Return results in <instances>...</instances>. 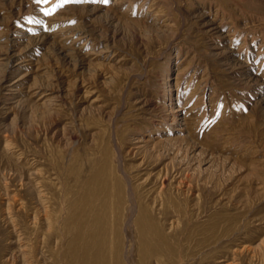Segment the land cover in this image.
I'll return each mask as SVG.
<instances>
[{
    "label": "rangeland",
    "instance_id": "rangeland-1",
    "mask_svg": "<svg viewBox=\"0 0 264 264\" xmlns=\"http://www.w3.org/2000/svg\"><path fill=\"white\" fill-rule=\"evenodd\" d=\"M106 163L117 264H264V0H0V264H80Z\"/></svg>",
    "mask_w": 264,
    "mask_h": 264
},
{
    "label": "bare ground",
    "instance_id": "bare-ground-1",
    "mask_svg": "<svg viewBox=\"0 0 264 264\" xmlns=\"http://www.w3.org/2000/svg\"><path fill=\"white\" fill-rule=\"evenodd\" d=\"M12 48V44L8 42L6 44L7 59L5 63L7 69L11 67V62L14 56L11 51ZM166 96L168 97V95ZM109 163H106L107 165L99 170V172L91 179L92 183H90L88 189H86L87 191L85 195L82 196L83 198H81L82 200L78 207L72 212L71 221H69L70 223L68 222L69 229H73V227L74 230L76 229V232L74 231L75 234L72 232L74 234V239H72V242L70 243L69 260L72 263L78 262L77 260L80 251H82L80 264H117L121 259L120 253L122 246H120V241L117 235L119 234L121 236V220L125 206V200L123 197L125 195L123 184L116 174L117 172L115 171V168ZM141 217L137 219V226L140 232L143 230ZM146 220L149 219L147 218ZM84 233H86L85 239H83ZM153 233L154 236L157 234L155 231H153ZM154 236H152V238ZM154 244H156V242H154ZM146 246L142 245L141 248L140 254L143 261H147L148 254H151H147L148 247Z\"/></svg>",
    "mask_w": 264,
    "mask_h": 264
},
{
    "label": "snow or ice",
    "instance_id": "snow-or-ice-1",
    "mask_svg": "<svg viewBox=\"0 0 264 264\" xmlns=\"http://www.w3.org/2000/svg\"><path fill=\"white\" fill-rule=\"evenodd\" d=\"M37 3H40L41 0H36ZM44 2H47V0H44ZM105 2H107V0H105Z\"/></svg>",
    "mask_w": 264,
    "mask_h": 264
}]
</instances>
